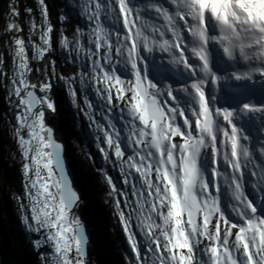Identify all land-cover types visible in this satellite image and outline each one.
<instances>
[{
	"label": "snow or ice",
	"instance_id": "snow-or-ice-1",
	"mask_svg": "<svg viewBox=\"0 0 264 264\" xmlns=\"http://www.w3.org/2000/svg\"><path fill=\"white\" fill-rule=\"evenodd\" d=\"M38 3L42 17V43L35 48L33 59H43L52 50L50 34L53 27L48 23L46 0H38ZM117 3L119 12L125 16L124 27L131 28L132 22L127 17L139 9L133 0H117ZM105 8L101 0H96L94 11L89 16L90 21L96 22L91 34L94 40L90 41L94 42L95 50H88L87 57L99 55V50L106 46L107 51L102 60L108 62L107 66L101 60L93 58L91 69L82 68L78 78H58L64 80L71 104L77 108V89L73 85L79 83L82 87L84 104L87 105L84 115L95 126L97 133L89 138L94 140L105 163L119 168L123 183L131 187V194L136 197L133 207L128 203V194L115 185L106 171L101 170L106 183L111 186L109 195H123L124 206L131 209L126 215L121 208V201L115 200L116 213L133 253L129 264H264V186L253 182V192L247 193L243 183L245 173L240 161L241 156L245 160L249 158L250 147L241 141H248L250 138L247 135L241 137V129L234 123L233 111L217 108L213 112L210 109L211 103L205 91L206 78H210L213 83L219 80L209 66L207 44L210 40L218 42L229 59L238 51L246 61H264V0H182L178 5L176 15L183 20V12L195 22L189 26L193 38L191 50L202 64L197 72L196 65L185 58L186 49L180 51L179 56L174 57V62L177 66L182 64L189 78L194 79L195 82L190 86L194 94L188 87L181 90L190 98L187 103L180 101L171 86L167 94L178 106L188 103L199 105V111L193 112L197 116L195 127L200 133L198 137L193 135L189 119L183 121L189 130L182 131L174 123L176 109L170 108L169 115L158 103V92L152 91L157 89V83L149 79L148 66L138 64V42L141 38L149 53L154 50L141 28H137L134 35L130 32L126 37V40L134 41L131 46L122 44L119 39L115 41L117 58L124 55L126 47V57L120 62L125 68L130 65L127 74L118 75L111 66L113 44L110 32L100 21V15ZM26 11L31 12L32 9ZM156 11L161 12V8H156ZM12 12L19 15L15 7ZM206 13H210L218 22L219 36L209 35ZM163 15L175 41H181L183 37L175 21L168 15L167 10H163ZM69 16L70 13L66 12L61 20H67ZM9 27L15 29L16 25ZM35 28L36 24L33 22L30 32ZM14 43V55L18 61L17 71L13 76L14 94L20 97L23 107L22 113L17 116V135L25 161L23 175L26 178L25 188L31 207V217L25 215L23 223L29 231L42 233L32 242L34 248L47 246L51 249L41 256L43 264H87L89 234L83 220L73 214L81 202V194L74 188L67 170L64 147L56 140L54 128L45 122L46 110L51 113L56 111L50 95L54 87L50 80L52 76H56V62H51L50 74L45 73L48 79L38 84L31 83L26 79V74L32 69L29 68L25 41L16 39ZM152 43L155 44L156 41L153 40ZM60 45L68 49L72 46V41L65 37ZM160 47L168 52L182 48V45L177 42L170 44L168 40H164ZM75 48L83 50L78 39ZM71 55L69 52V56ZM254 71L264 75V68H256ZM86 75L91 79H85ZM250 76V72L244 74V77ZM236 78L242 77L237 75ZM93 81L96 85L103 83L105 87L93 88ZM37 88L43 95H37ZM89 89L95 91L98 98L103 99L109 106L113 104V89L118 100L124 99L125 92L132 93L134 102L128 108L132 120L125 125L126 135L122 134L121 129L107 115L104 116L107 128L96 121L93 115L94 106L87 96ZM100 107L103 108L104 105ZM242 110L261 112L264 108L245 104ZM180 114L183 115V112ZM216 117H222L223 121L231 125V132L224 133L226 142L230 141L231 153L230 157L225 153L224 160L232 168L231 184L234 188L231 190V199L236 203L230 204L228 212L222 207L219 187L210 189L209 184L213 181L205 179L210 169L214 176L219 175L213 167L217 156L216 133L221 127ZM137 118L142 127L135 123ZM24 129L27 130V138L22 134ZM175 137H181L183 143L173 142ZM209 145L211 154L202 151ZM129 150L131 154L125 160V153ZM110 153L114 155L115 161L111 159ZM133 170L138 177L130 182L129 176ZM250 175L256 173L252 172ZM137 178L141 182L139 186L134 182ZM224 182L228 184L227 176ZM156 216L160 223L154 218ZM133 217L136 228L145 240L143 247L133 231ZM204 240L209 243L202 247Z\"/></svg>",
	"mask_w": 264,
	"mask_h": 264
},
{
	"label": "trees",
	"instance_id": "trees-1",
	"mask_svg": "<svg viewBox=\"0 0 264 264\" xmlns=\"http://www.w3.org/2000/svg\"><path fill=\"white\" fill-rule=\"evenodd\" d=\"M48 8V23L53 27L51 33L52 50L45 54L43 59H33L31 51L27 53L29 68L32 69L30 73L26 74V79L31 83H40L48 79L45 73L51 72V62L55 60L56 76H52L50 82L54 85L51 90V97L53 98L56 111L51 113L46 110V124L53 125L56 129V136L59 140L67 144V154L69 155L75 174L76 184L82 191V199L77 208L74 210V215L84 218L91 228L93 238L88 245L89 257L88 264H129L133 258L132 251L127 243L126 236L121 227L119 216L115 209V200L121 201V208L124 211V202L122 195L117 193L115 196L109 195L110 188L106 183V179L101 170H104L113 179L115 185L123 192L128 194L130 201L131 187L122 182L120 173H114V166L105 163L102 160L99 150L96 148L94 140L89 137H94L90 133L89 120L84 115V110L87 106L84 104L83 89L77 83L73 85L77 89V104L79 108L73 106L67 91V85L64 80L58 77L65 78L73 76L78 78L81 69V63L77 60L75 48L76 40L83 38L89 39V20L87 0H46ZM6 0H0V23L4 21V7ZM16 9L19 12L17 19L21 22L24 29L25 38L29 31V23L27 17L34 15L40 18V5L38 0H18ZM26 9H32L31 12ZM70 13L67 20H61V17L66 13ZM28 29V30H27ZM79 30V31H77ZM72 41V46L68 49L62 48L60 41L63 38ZM75 37V39H74ZM3 38L0 37V44ZM71 52V56H69ZM0 55L3 58L10 59L6 51L0 50ZM72 57H75L73 59ZM12 63L3 64L10 71ZM0 66V110L8 113L10 106L8 101L4 98V88L6 83L3 80L4 69ZM56 78V82H54ZM38 90V88H37ZM38 92V91H37ZM88 99L91 101V96L87 90ZM97 111L93 108V115H97ZM2 123V122H1ZM111 159L115 161V157L110 153ZM125 154V159H127ZM1 167L6 171L9 170L10 161L2 163ZM0 167V168H1ZM2 202V199H0ZM12 211L4 214L0 210L1 219H11ZM33 237V236H32ZM14 245L9 246L8 252L13 259L18 261V264H35L37 261V254L31 242L27 241V245L16 247V242L21 240L22 236L17 234ZM26 236L23 237V239Z\"/></svg>",
	"mask_w": 264,
	"mask_h": 264
},
{
	"label": "rangeland",
	"instance_id": "rangeland-1",
	"mask_svg": "<svg viewBox=\"0 0 264 264\" xmlns=\"http://www.w3.org/2000/svg\"><path fill=\"white\" fill-rule=\"evenodd\" d=\"M96 0H87V5L86 7L88 8V16L91 15L92 11H94V4ZM134 4L136 5L135 0H133ZM101 3L106 6L105 11H103L100 15V21L102 26L110 32V40L112 41L113 44V57H112V67L116 69L117 74H127L128 68H130V65L128 68H125L122 61L126 57V47L124 49V55L121 57L117 58L115 49L117 47L115 41L119 39L122 44L126 46H131L134 41L132 39H127L126 37L131 34H135L137 28H141L143 35L147 37L148 32H149V22L146 19V16H140L137 14L136 11H134L132 14L128 15V19L132 22L131 28H125L124 27V19L125 16L124 14H121L119 12V4L117 3V0H101ZM18 4V0H6V6L4 7V21L0 23V37L3 38L2 43L0 44V50L5 52L6 54H9L10 59H6L5 56L2 58L0 55V66L3 64H8L12 63L10 68V71L7 70V67H3V80L6 83V87L4 88V93L3 96L4 98L8 101V105L10 106V110L8 113L3 112L0 110V167L2 163L6 161H10V167L9 170L5 171L2 167L0 168V199H2V202H0V210L4 213L7 214L9 211H12L11 214V219H1L0 220V264H18V261L13 259L12 255L7 251L9 246L12 248L14 245L15 241V236L17 234H20L22 236L21 240L16 242V247H23L27 245V241L33 242L36 238H39L41 234H37L34 232H31L27 229L25 224L23 223V217L25 215L31 217V207H30V202L29 198L27 195V189L25 188V183H26V178L23 175V164L25 163L23 157H22V152L21 148L19 146L18 140L19 137L17 135V129L19 127V122L17 120V116L20 115L23 111V107L20 104V97H17L14 94V87L15 85L13 84V76L17 71V58L14 55L15 52V43L14 41L16 39H23L25 41V49H26V54L31 51L32 57L36 54L35 53V48L41 45V24H42V17H41V10H40V18L34 17H27V23H29V31L27 33L26 38L24 37V29L22 27L21 22L17 19V15H14L12 12L13 7L16 8V5ZM137 14V15H136ZM36 24L35 30L30 32V27L32 23ZM89 23V39L85 40L83 38L79 39V43L83 46V50H79L76 52V57L77 60L81 63V66L83 68H86L88 70L91 69V60L97 59L101 60L102 63H104L106 66L108 64L107 61L102 60V56L106 54V46L102 47L99 50V55L93 57V58H88L87 57V52L88 50H95V44L94 42H90L94 40V37L91 35L92 30L96 26V22L94 20L87 21ZM15 24L16 28L13 29L9 27L10 25ZM132 29V31H131ZM28 30V29H27ZM150 33V32H149ZM52 37L50 34V41ZM149 45L152 46L150 39H148ZM138 51H139V57H138V62L142 64V66L147 65L145 62V56L150 60V63L152 65H158L157 64V58L156 54L149 53L147 49L144 47V41L141 38L138 42ZM153 47V46H152ZM158 52H160L159 56H162V49H157ZM28 56V55H27ZM161 59V58H160ZM162 60V59H161ZM162 65V64H161ZM147 70L151 68V65H147ZM149 79L157 83V89H153V92H158V95L156 96V99L160 106L165 110L166 113H168V110L170 108H175V109H182L181 106L177 105V102L173 100L172 97H170V102L169 103V96H166L165 94V89L167 86V81L164 77H159L157 79L150 77L148 75ZM131 78V77H128ZM85 79H91L90 76H85ZM56 78H54V82H56ZM91 87H99L103 89L105 85L103 83H100L99 85L95 84V81L92 82ZM38 94L37 95H43V93L39 92V89L37 90ZM89 95L91 96V103L94 106V109L98 112L95 117L96 121H98L100 124L104 125L105 128H107V121L104 119V116L107 115L109 116L114 123L116 124V127L121 129L122 134L126 135L125 132V125L132 120V117L129 115L128 108L132 101V93L131 92H125L124 99L123 100H118L115 98V89H113V104L111 106L107 105L106 102L98 98L97 94L93 90H88ZM175 95H177L180 99L181 102H183V99L178 95L177 90L174 92ZM21 95L23 96L24 93L22 92ZM104 105L103 108L100 107V105ZM87 106V105H86ZM109 108H111V111H109ZM189 110V109H188ZM103 113V115H102ZM170 115V113H168ZM176 119L178 117L176 116ZM179 121V119L177 120ZM175 120V125L176 122ZM2 122V123H1ZM135 123L139 126L140 122L138 118L135 120ZM89 130L90 133L93 134L94 136L97 134L95 130V126L91 124L89 121ZM22 134L27 138V130L24 129L22 131ZM102 136V133H99ZM173 142L179 143L178 141H175L173 138ZM106 147V145H103ZM127 155L131 154L130 150L126 151ZM211 154V153H210ZM101 157L102 154L100 153ZM103 160V157H102ZM126 160V159H125ZM114 173H120L118 167H114L113 169ZM45 174V173H42ZM121 176V175H120ZM138 177V174L135 173V171H132V175L129 176V181L133 182V178ZM34 178V176H33ZM122 178V177H121ZM155 178V172H153V179ZM123 182V179H122ZM137 186L140 185V180L137 178L134 181ZM234 188V185H231L230 188H228V191H226V196L227 198L222 199V207H224L225 211L228 212V209L230 207V204L236 203L233 199H231V190ZM122 199L124 202L125 197L122 195ZM136 197L132 195L130 201L128 200V203L134 205ZM131 211L130 208L125 207L124 212L127 215V213ZM166 212V208L164 209ZM74 214V213H73ZM231 215V213L229 212ZM233 217H235L233 215ZM157 221V223H160V219L158 216L154 217ZM186 219V218H185ZM202 222V220H201ZM122 230H123V225L121 224ZM132 228L133 231L136 232L137 238L140 241L141 246L143 247L145 245V240L143 236L140 234L139 229L136 228L135 224V217H133V222H132ZM223 228V225H222ZM124 231V230H123ZM125 234V232H124ZM26 236V238L23 239V237ZM33 236V237H32ZM126 236V234H125ZM209 242L207 240H204L202 243V247L204 245H207ZM32 248L33 245L31 246ZM34 252L37 254V261L35 264H43V261L41 260V256L44 255L45 253H48L51 251V249L47 246L42 247L40 249L34 248ZM133 254V253H132ZM73 256L75 253L73 252ZM88 260V259H87ZM88 264V262H87ZM94 264V262H93Z\"/></svg>",
	"mask_w": 264,
	"mask_h": 264
},
{
	"label": "bare ground",
	"instance_id": "bare-ground-1",
	"mask_svg": "<svg viewBox=\"0 0 264 264\" xmlns=\"http://www.w3.org/2000/svg\"><path fill=\"white\" fill-rule=\"evenodd\" d=\"M155 1L156 0H138V2H137V5H139V6H137V8L139 9L138 12L136 11L137 14H139L141 17L142 16H146L147 17L146 19H148L147 21H150L151 24H153V22L159 21L158 19H161V17L164 18V15L163 14L157 13V11H155L156 8H160V5H158V6H156L154 8V13H151V7L150 6L154 5ZM175 17L178 18L177 15H175ZM173 20H175V19H173ZM166 22L168 23L167 20H166ZM131 31H132V29H131ZM149 34H152L153 35L154 40L156 41V44L158 46L161 45V44H163L162 38H161V41H157L158 35H157L156 31L153 30L152 33H149ZM171 81H175V79H173ZM190 86H191V84L189 83V86H188L189 91L194 94V90H192ZM181 90H182V88H178L177 89V93L181 97V99H183V102L184 103H187L190 98L187 96V94L183 93ZM206 96L208 97L209 102L211 103L210 104V108L216 109V102L214 101V99L210 95H206ZM168 100H169V103H171L170 102L171 99L169 98ZM187 107L189 109L191 108V110H188V108H185L184 106L182 107V109H180V108L179 109H176V116L178 117L179 120H182V121H184L185 119H189V124L191 125V130L193 131V135L198 137L200 135V133H199L198 130H196L195 125H196V121L197 120L194 119V115H193L192 110H193V108H196L197 107V111L196 112H198L199 111V105L197 103H188L187 104ZM181 112H183V115L180 114ZM233 112H234V121H235L236 117H238L239 115H243L244 116V115L247 114L246 111L241 110V109H237V110H235ZM253 114L258 115L259 117L261 116L258 112H253ZM178 119H176V121ZM216 119L219 121V124H220L221 127L217 131V133H216V137H217V139H216L217 156L215 158V161L216 162L213 165V167L214 166L215 167L216 166H222V167H224V162H225V160H223L224 155H225V153H227L229 155V157H230V153H231V151H229L230 141L229 142H226V138L224 136V133H225V131L228 132V133L231 132V125H230V128H227L226 129V126L228 124L225 121H223L222 117H216ZM180 127L182 128V131L189 130L188 129V126H185L183 124V122L180 125ZM244 135H246V131L241 130V137H243ZM174 140L175 141H178L179 143H183V139L181 137H175ZM241 142L243 143V140ZM202 151L203 152H207V153L210 154L211 151H212L211 150V146L209 145L208 147H205ZM218 156H219V160H218ZM252 156H256V155L253 154ZM243 159L244 158L242 157V159H240V161H242ZM251 170H252V168H251L250 164H247L246 166L244 165L242 167V171L245 173V175L246 174H249L251 172ZM230 173H232V170H231ZM211 174H212V172L209 171V175H207L205 177V179L206 180H212L211 179V177H212ZM237 175H238V173H237ZM215 176L216 177H219L220 175H215ZM211 187H212V185L210 183L209 184V188H211ZM222 197H221V199H222ZM233 219H235V218H233ZM232 239L234 240V237Z\"/></svg>",
	"mask_w": 264,
	"mask_h": 264
},
{
	"label": "water",
	"instance_id": "water-1",
	"mask_svg": "<svg viewBox=\"0 0 264 264\" xmlns=\"http://www.w3.org/2000/svg\"><path fill=\"white\" fill-rule=\"evenodd\" d=\"M37 91V90H36ZM38 94V93H37ZM49 126H52L54 128V136L56 138V140L58 142H61L63 147H64V155H65V159H66V166H67V170L70 174V177L72 178L73 180V186L74 188H76L78 190V192L81 194V199H82V191L78 188L77 184H76V174H75V171H74V168H73V165H72V162H71V159L69 157V155L67 154V144L62 141V140H59L56 136V129L53 125H49ZM83 220V222L86 224V228H87V232L89 234V243L91 242L92 238H93V234H92V231H91V228L89 226V223L84 219V218H81ZM88 243V245H89ZM88 245H87V258L89 257V249H88Z\"/></svg>",
	"mask_w": 264,
	"mask_h": 264
}]
</instances>
